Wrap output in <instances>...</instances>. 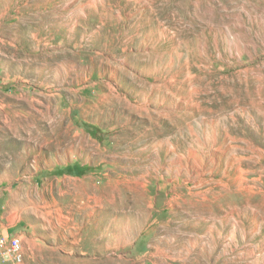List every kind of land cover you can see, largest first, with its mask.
I'll use <instances>...</instances> for the list:
<instances>
[{
    "label": "rangeland",
    "instance_id": "obj_1",
    "mask_svg": "<svg viewBox=\"0 0 264 264\" xmlns=\"http://www.w3.org/2000/svg\"><path fill=\"white\" fill-rule=\"evenodd\" d=\"M0 231V264H264V0H0Z\"/></svg>",
    "mask_w": 264,
    "mask_h": 264
},
{
    "label": "built area",
    "instance_id": "obj_2",
    "mask_svg": "<svg viewBox=\"0 0 264 264\" xmlns=\"http://www.w3.org/2000/svg\"><path fill=\"white\" fill-rule=\"evenodd\" d=\"M0 253H3L15 262H21L23 256L20 238L17 236H11L9 238L0 237Z\"/></svg>",
    "mask_w": 264,
    "mask_h": 264
},
{
    "label": "crops",
    "instance_id": "obj_3",
    "mask_svg": "<svg viewBox=\"0 0 264 264\" xmlns=\"http://www.w3.org/2000/svg\"><path fill=\"white\" fill-rule=\"evenodd\" d=\"M11 232H14V230L13 229H11ZM5 232L4 231H0V237H4V236H2L3 234H4ZM12 236H14V235H12ZM19 237V236H18Z\"/></svg>",
    "mask_w": 264,
    "mask_h": 264
}]
</instances>
